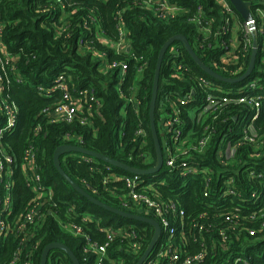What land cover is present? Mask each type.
<instances>
[{"label":"trees","instance_id":"16d2710c","mask_svg":"<svg viewBox=\"0 0 264 264\" xmlns=\"http://www.w3.org/2000/svg\"><path fill=\"white\" fill-rule=\"evenodd\" d=\"M145 1L0 0L1 19L8 25L2 39L8 52L18 58L17 75L25 81V86H14L3 93V96L18 109L16 131L6 135L2 140L14 160L12 190L19 191L14 201L15 211L19 213L24 211L30 198L20 175V165L29 143H33L36 150L35 163L40 170L43 184L54 193V202L73 207L74 214L66 217V207L59 205L60 221L78 225L90 241L98 242L99 245H105L107 240L104 235L99 234L98 229L111 227L115 231L123 230L126 235L138 234L144 238V251L153 238V228L144 223L118 218L88 203L85 198L75 193L56 172L53 164L54 151L68 143L64 136L69 134L80 139L79 145L85 151L99 154L136 170H149L154 167L156 160L149 129V104L157 58L164 44L175 36L184 37L204 66L230 80L244 75L251 55L249 49L244 71L238 77L230 78L228 72L219 71L221 51L216 48L219 42L212 37H205L190 21L201 12L200 16L212 17L215 20V29L221 17L216 0H168L182 12L167 22L157 19L151 11L144 9ZM243 1L251 3L250 12L255 21L254 10L260 4V0ZM261 8L264 9V5ZM232 11L243 25L239 15L233 9ZM118 20L123 24L129 39V54L117 55L99 43V38L108 42H118ZM55 23L60 30L61 36L58 38L54 36ZM70 32L71 36H67ZM239 39L244 42L243 32L240 33ZM255 40L257 56L253 73L244 81L231 84L229 90L242 92L249 82L257 80L254 92L250 93L262 94L258 118L251 124L254 112L241 105L225 108L217 121L213 122L212 118H208L204 126L223 123L217 136L213 137L215 142H211L206 156L198 159L204 161V168H211L215 163L214 149L217 141L219 139L231 143L238 141L241 145L237 152V159L240 162L237 171L239 175L233 185L237 190L231 191L246 200L255 195L259 201L251 204L241 203L237 197L226 198L225 202L217 206L221 207V210L215 211L210 198L201 199L204 193V180L199 177L169 175L161 169L158 174L143 179L145 184H151L155 180L163 182L153 186L154 190H159L164 198H173L177 202V208L186 213L183 226L180 221L169 218L172 225L170 228H174L171 245L180 248L187 256L201 252L206 256L203 264H264V64L260 62L261 36L258 33L255 34ZM80 41L84 45L81 48ZM84 47L105 53L110 62L127 64V76L121 86L126 97L130 95V88L135 86L137 70L143 67L135 93L136 99L140 101L138 109L121 98L120 90L116 88V75L114 73L101 75ZM170 48L177 50L178 59L194 71L190 73L192 78L203 75L189 58L182 44L174 43ZM168 52L169 50L164 56L159 75L154 115L156 132L161 114L160 107L164 104L166 93L171 90L182 91L188 85L186 82H176L170 77L167 66ZM60 75L66 79L70 78L68 83L70 91L74 86L78 92H85L79 96L82 106L85 100L87 104L89 103L90 94L99 101L98 110L94 106L91 108L92 120H87L88 124L82 125L79 122L85 119L82 113L79 114L78 120L71 124L53 125L42 121V111L57 104L60 96L56 93L51 98H39L36 95L37 88L51 87ZM247 92H243L242 95L248 96ZM76 96L75 94L74 97ZM139 125L146 132L147 143L143 150L139 149V144L135 140ZM36 126H40L41 133L33 137L32 131ZM249 128L253 131L251 142L245 141V133ZM196 137L200 138L201 133ZM60 167L67 178L88 196L117 211L122 210L118 197L125 193L126 188L120 181L115 182L111 175L127 177L128 173L118 169L108 171L103 163L96 161L87 164L74 156L61 157ZM213 180L216 186L217 179ZM230 203L234 204L228 205ZM85 215L92 219L91 223L81 222ZM181 234L185 236L186 241L182 239ZM167 238L168 235L162 232L152 255L159 245H167L169 239ZM35 240L39 243L35 264H40L42 251L50 244L65 246L79 264L97 262V256L93 252H85L86 240L73 237L68 231L62 230L55 219L45 223ZM12 245V242L6 246L0 245V264L9 263ZM121 245L123 248L127 243L118 238L108 246L107 254L113 261L110 264H137L140 256L134 258L125 251H119ZM49 256H53L51 260L56 259L59 264H71L60 251H52Z\"/></svg>","mask_w":264,"mask_h":264},{"label":"built area","instance_id":"2783aa9c","mask_svg":"<svg viewBox=\"0 0 264 264\" xmlns=\"http://www.w3.org/2000/svg\"><path fill=\"white\" fill-rule=\"evenodd\" d=\"M216 3L219 6L221 17L220 23L215 29V20L212 17L200 16L201 12L190 21L196 25L198 31L204 34L205 37H212L219 42L216 45V48L221 51L219 71L221 73L228 72L227 74L230 78H236L244 71L246 56L249 49L251 54L253 40L256 43V33L261 36L259 53L261 54L260 62L264 64V9L261 8L264 5V0H260V4L254 10L255 21L252 20L254 25L252 30L246 24L243 23L242 25L239 22L227 0H216ZM144 9L151 11L157 19L164 22L173 20L182 12L179 7L171 5L168 0H146ZM1 18L0 15V118L2 119L0 124V245L6 246L11 242L13 243L12 255L8 264H35V254L39 246V243L35 240L36 235L41 231L45 223L51 219L57 220L59 227L68 231L73 237H80L86 240L87 250L85 252L91 251L97 256L95 264H110V262H113L108 257L107 249L118 238L125 240L127 243L125 247L123 245V248L121 245L119 251H125L134 258L141 257L145 252L144 238L139 237L138 234L137 236L133 233L126 235L122 232L123 230L115 231L111 227L98 229L99 234L104 235L107 240L105 245H99L98 242L90 241L78 225L65 224L60 221L58 215L59 205L66 207V217L74 214V212L72 213L73 207L65 203L54 202V193L43 184L39 173L40 170L35 163L36 150L33 143H29L20 165V175L28 189L30 198L24 211L20 213L15 211L14 201L19 191L12 190L14 186V160L3 145L2 140L6 135H11L16 131L18 109L15 104L9 102L8 98L3 96V93L14 86H25V81L17 75L18 58L8 52L3 42L2 35L8 25ZM118 21V42H108L99 38V43L117 55L129 54V39L123 24L120 20ZM54 28H56L54 36L56 38L60 37V30L56 27V23ZM241 32L244 33V42L239 39ZM67 36H71V32ZM83 46V42L80 41L79 47ZM85 49L91 55L92 61L99 68L101 75H111L113 73L116 75V88L120 90L121 98L127 104H131L135 109H138L140 101L136 99L135 93L143 67L137 70L135 86L130 88V95L126 97L121 90V86L127 76V64L124 62H110L105 53L90 47ZM168 50L167 66L171 74L170 77L176 82H186L188 85L182 91L180 89L168 91L164 96V104H161L160 107L159 113L161 114L157 121V136L162 153V169L169 175L178 174L180 176L203 179L204 193L201 199L210 198L214 204L215 211L221 210V207L217 208V206L221 202H225L226 198L233 199L237 197L241 203H256L259 199L255 195L246 200L241 195L238 196V194L231 191L237 190L233 188V185L236 181L235 178L239 175L237 171L240 162L237 159V152L241 145L238 141L231 143L224 139H219L214 149L215 163L211 168H204V161L198 158L206 156L211 142H215L213 137L217 136L219 127L223 123L217 122L215 125L204 126L208 118H212L213 122L217 121L225 108L229 106L234 108L241 105L254 112L250 123L253 124L255 122L259 115L258 112L262 100L260 95L262 94L250 92H254L257 80L249 82L246 88L238 93L236 90H229L231 84H216L219 82L206 76L196 65V68L203 75L192 78L190 73L194 71L178 59L179 52L174 48H169ZM222 77L224 78V76ZM68 83H70V78L66 79L63 75H60L54 80L51 87L44 88L39 86L37 88L36 95L39 98H51L56 93L60 96V101L57 104L42 111V121L53 125L71 124L78 120V116L81 113L85 118L79 120L82 125L88 124L87 120H92L91 108L94 106L98 110L100 108L99 101L90 94L89 103L87 104V100H85L83 102L84 106H82L79 96L85 94V92H78L74 86L71 87L70 91ZM245 91H248V96L242 95ZM75 94L77 95L76 97H74ZM40 133V126H36L32 131L33 137ZM199 133H201V137L197 138L196 136ZM193 137L195 138L193 139ZM252 137L253 131L252 128H249L248 132L245 133V141L251 142ZM64 140L68 142L66 144L68 146L81 148L79 138L67 134L64 136ZM135 140L138 142L140 150L146 147V132L141 125L138 126ZM76 158L80 162L87 164L96 162L82 155ZM106 169L108 171L111 170L108 166H106ZM250 175L252 176L253 174ZM111 176L115 182L120 181L126 188L124 190L125 193L118 197L120 208L122 209L120 212L153 220L159 225L160 235L162 232L168 235L167 245H159L153 255L152 249L142 264L204 263L206 256L201 252L193 256H187L180 251V248H174L171 245L174 228H170L172 225L169 222V218H173L174 221H180L181 226H183L186 213L177 208V202L173 198H164L159 190H154L153 186L163 184V182L155 180L151 184H145L144 178L135 175H128L127 177ZM214 178L217 179L216 186ZM219 180L221 181L220 183ZM217 190L222 191L218 192ZM233 204L230 203L228 205ZM81 222L89 224L92 219L85 215ZM181 236L186 241L185 236L183 234ZM126 239H130V241H126ZM121 244L124 243L121 242ZM52 257L48 256L50 262H47V264H59L56 259L51 260Z\"/></svg>","mask_w":264,"mask_h":264},{"label":"water","instance_id":"95a60500","mask_svg":"<svg viewBox=\"0 0 264 264\" xmlns=\"http://www.w3.org/2000/svg\"><path fill=\"white\" fill-rule=\"evenodd\" d=\"M227 1L229 2L231 7L233 8V10L242 19L243 23L246 24L250 30H252L254 28V25L252 22L253 19H252V15L250 12L251 3L244 2L243 0H227ZM174 43L182 44V46L185 49L186 53L188 54L189 58L193 61V63L197 66V68L202 73H204L209 78H211V79H213V80H215L221 84H224V85H230L233 83H239L241 81H244L245 79H247L251 75V73L253 72L254 67H255L256 43L254 40L252 43V51H251L249 64H248V68H247L246 72L240 78L235 79V80H230V79L223 78L222 76L216 74L214 71H212L209 68H207L206 66H204L200 62L198 57L194 54V52L190 48V45L188 44L186 39L182 36H175V37L171 38L170 40H168L164 44V46L161 48V50L158 54V58H157L156 66H155V71H154L152 90H151V100H150V104H149V129H150L151 137L153 140L155 157H156L155 165L153 168H151L149 170H145V171L136 170V169L130 168L124 164H121L119 162H116L114 160H110V159H108L104 156H101L99 154L91 153V152L85 151L82 148H77V147L68 146V145L60 146L53 153V164H54L56 172L59 174V176L65 181V183L75 193H77L78 195L85 198V200L88 203L94 205L95 207H97V208H99L105 212L113 214V215L117 216L118 218L144 223V224L149 225L153 228V230H154L153 238H152L147 250L144 252L143 256L139 259L137 264H142L143 261L149 255V253L152 251L153 247L155 246V244L159 238V235H160L159 225L153 220H149L146 218L137 217V216H133V215H129V214L117 211L111 207H108V206L100 203L96 199L88 196L86 193H84L82 190H80L75 184H73L67 178V176L64 174V172L62 171V169L60 167V158L63 157L64 155H68V154L82 155V156L91 158L97 162L103 163L104 165L110 167L111 169H118V170H121V171L128 173L129 175H135V176H138L140 178L153 176V175H156L160 172V170L162 169L163 160H162V153H161L160 144L158 141V136H157V132H156V128H155L154 115H155V106H156L158 90H159V75H160L161 65H162V62H163V59H164V56H165L167 50ZM52 251H60V252L65 254V256L70 260L71 264H79L78 261L76 260V258L74 257V255L65 246L59 245V244H50L44 248V250L42 251V254H41V258H40V264H47L48 256Z\"/></svg>","mask_w":264,"mask_h":264},{"label":"rangeland","instance_id":"374dc122","mask_svg":"<svg viewBox=\"0 0 264 264\" xmlns=\"http://www.w3.org/2000/svg\"><path fill=\"white\" fill-rule=\"evenodd\" d=\"M65 157L66 156H74V157H81V155H74V154H68V155H64Z\"/></svg>","mask_w":264,"mask_h":264},{"label":"bare ground","instance_id":"6f19581e","mask_svg":"<svg viewBox=\"0 0 264 264\" xmlns=\"http://www.w3.org/2000/svg\"><path fill=\"white\" fill-rule=\"evenodd\" d=\"M162 234V233H161Z\"/></svg>","mask_w":264,"mask_h":264}]
</instances>
